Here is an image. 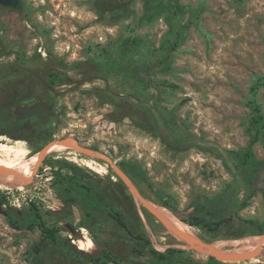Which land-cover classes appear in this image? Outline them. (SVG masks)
Instances as JSON below:
<instances>
[{"label":"rangeland","instance_id":"rangeland-1","mask_svg":"<svg viewBox=\"0 0 264 264\" xmlns=\"http://www.w3.org/2000/svg\"><path fill=\"white\" fill-rule=\"evenodd\" d=\"M182 1L200 12L184 43L157 69L158 96L152 101L131 71L139 65H159L166 56L170 26L163 16L152 19L151 12L140 19L139 0L0 5V106L30 95L49 98L56 118L51 136L32 122L0 136L5 141L0 142V163L29 157L52 142L76 140L71 148L43 157L28 184L0 183L11 197L24 186L44 219L60 228L59 241L51 243L39 227L17 229L0 212V264H33L38 257L48 264H96L92 256L103 253L117 260L104 264H156L143 254V244L111 218L86 217L81 206L74 205L72 226L63 219L68 209L57 198L51 173L60 163L80 167L85 181L107 191L130 228L145 232L155 248L186 250V264L209 260L211 256L189 248L174 218L158 208L166 206L155 192L185 214L197 209L208 218H217L209 202L228 183H234L239 199L244 196L228 151L249 143L251 102L257 100L264 112V0ZM131 36L139 41L128 47ZM259 78L262 83L255 90ZM87 149L102 157L91 156ZM255 152L264 158L262 142ZM124 159L141 164L150 177L154 190L146 182L133 181L146 199L119 175ZM89 198L79 196V204ZM21 202L29 211L31 201ZM240 216L218 230L183 222L193 227L201 243L242 236L256 227L249 220L264 223V192L253 197ZM226 263L264 264V247L244 260Z\"/></svg>","mask_w":264,"mask_h":264},{"label":"trees","instance_id":"trees-1","mask_svg":"<svg viewBox=\"0 0 264 264\" xmlns=\"http://www.w3.org/2000/svg\"><path fill=\"white\" fill-rule=\"evenodd\" d=\"M139 18L147 19L150 14L152 19L163 16L170 26V37L167 39L166 56L162 58L158 66H136L131 74L139 80L141 89L144 93H149V101L154 100L158 94L155 88L156 73L160 66L167 64L165 60L170 58L173 51L177 50L185 41L190 26L194 23V17L200 12V9L185 4L182 0H139ZM137 36H131L127 45L130 47L138 43ZM10 66V65H7ZM56 74H53L55 76ZM53 81H55L53 79ZM262 83L259 78L253 85V89ZM49 98H38L32 95L21 99H14L9 104L0 106V136L8 135L9 130L17 124L25 122L35 123L42 131L51 136L52 128L55 126L56 118L54 106L50 104ZM7 102V103H8ZM6 103V102H5ZM251 121L248 128L250 140L246 147L239 150H230L232 156V165L235 175L241 179L244 184V196L239 199V191L233 182L228 183L225 188L210 199V213H217V218H208L197 209L188 214L177 210V208L155 192L156 200L172 210L183 221L199 228H208L209 230H218L222 227L236 223V218H242L240 211L247 207L251 199L258 193L264 192V158H258L255 152V145L262 142L264 145V112L261 104L254 100L251 102ZM137 113L138 109L133 107L132 112ZM127 114H130L128 112ZM0 142H5L4 140ZM121 169L133 180L146 182L151 189H155L146 170L136 161L121 160L119 162ZM228 165V163H227ZM82 169L71 164L60 163L53 165L51 173L53 176L52 186L55 189L57 198L61 200L68 213L64 214L63 219L72 226V208L75 205L81 206L84 216L98 218L107 217L115 220L120 225L127 228L130 234L134 235L140 243L143 244V254H148L150 259L156 264H186L183 254L186 250L170 246L159 250L151 244L150 238L145 232L135 233L131 228L125 213L120 209L115 201H112L108 192L94 187L90 181H85ZM23 187V186H22ZM92 196L90 202L79 204V196ZM85 198V197H84ZM29 211L23 206H17L6 191L0 189V212L6 216L11 225L17 229L28 228L33 230L39 227L42 234L51 243L59 241V226H51L43 217L40 207L34 201L29 202ZM143 212L149 219L148 209L142 205ZM248 222V221H247ZM256 227L249 233L243 234H263L264 223L250 221ZM140 227L143 229V223L140 220ZM241 237V236H239ZM92 261L96 264H104L109 261H115L110 253H103L92 256ZM192 264H229L211 256L207 262H197L192 260ZM33 264H48L39 257Z\"/></svg>","mask_w":264,"mask_h":264},{"label":"bare ground","instance_id":"bare-ground-1","mask_svg":"<svg viewBox=\"0 0 264 264\" xmlns=\"http://www.w3.org/2000/svg\"><path fill=\"white\" fill-rule=\"evenodd\" d=\"M75 144L76 140L72 137H69L62 142L56 141L55 143L49 145L45 152V156L52 154L53 151L56 150L69 149ZM39 160H41V155L39 152H36L29 157L19 158L10 163H0V183L13 182L19 184H28L33 178L35 168L38 165ZM125 179L126 183L129 184L133 189V192L137 194L134 183L127 176H125ZM158 208L162 212L174 218L175 222L177 223L176 225H178L179 230L181 231L182 239L190 243L189 248H194L198 252L205 255H214L218 260L223 262L234 263L244 260V258L257 253L259 248L264 247V233L248 234L239 238L234 237L229 239H219L211 243H201L198 241V236L193 231L192 226L181 221L173 214L171 210L167 209L166 207L158 206Z\"/></svg>","mask_w":264,"mask_h":264},{"label":"water","instance_id":"water-1","mask_svg":"<svg viewBox=\"0 0 264 264\" xmlns=\"http://www.w3.org/2000/svg\"><path fill=\"white\" fill-rule=\"evenodd\" d=\"M22 3H23V0H0V5H2V6H6V7H12V8H20L21 6H22ZM53 143V142H52ZM52 143H50L49 145H51ZM49 145H47L45 148H43V149H41V150H38V151H36V152H39L40 153V155H41V159L43 158V157H45V152H46V150H47V148L49 147ZM35 152V153H36ZM85 152H88L91 156H93V157H98V158H100V157H102V154L101 153H98V152H96V151H94V150H90V149H87ZM40 161V160H39ZM118 171H119V175L126 181V179H125V176H127L132 182H133V180L120 168V169H118ZM129 185V184H128ZM135 185V184H134ZM130 186V185H129ZM130 188H131V186H130ZM132 189V188H131ZM132 191H133V189H132ZM136 192L138 193V195L140 196V197H142L143 199H146L137 189H136ZM144 206L146 207V205L144 204ZM141 209V208H140ZM142 210V209H141ZM70 227V229L72 230V232L73 233H75L76 232V230L75 229H73L71 226H69ZM244 236H246V235H244ZM241 237H243V236H241ZM237 238H239V237H237ZM203 240V239H202ZM217 240V239H216ZM216 240H214V241H216ZM204 242H207V243H211V242H214V241H205V240H203ZM175 247H178V246H175ZM209 256H213V255H209Z\"/></svg>","mask_w":264,"mask_h":264},{"label":"built area","instance_id":"built-area-1","mask_svg":"<svg viewBox=\"0 0 264 264\" xmlns=\"http://www.w3.org/2000/svg\"><path fill=\"white\" fill-rule=\"evenodd\" d=\"M24 186L23 187H19L18 188V192L11 197V191H8V195L10 196V198L12 199L13 203L17 206H22V202L21 200H25V201H32V198H30V195L28 194H25L26 193V190H24Z\"/></svg>","mask_w":264,"mask_h":264}]
</instances>
